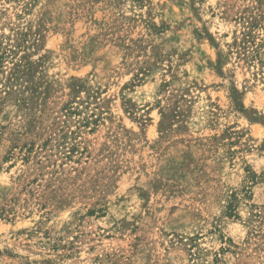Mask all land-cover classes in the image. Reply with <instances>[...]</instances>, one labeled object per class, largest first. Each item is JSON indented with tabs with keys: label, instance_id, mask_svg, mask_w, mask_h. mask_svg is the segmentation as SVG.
Segmentation results:
<instances>
[{
	"label": "rangeland",
	"instance_id": "obj_1",
	"mask_svg": "<svg viewBox=\"0 0 264 264\" xmlns=\"http://www.w3.org/2000/svg\"><path fill=\"white\" fill-rule=\"evenodd\" d=\"M2 53L0 264H264V0H0Z\"/></svg>",
	"mask_w": 264,
	"mask_h": 264
},
{
	"label": "trees",
	"instance_id": "obj_2",
	"mask_svg": "<svg viewBox=\"0 0 264 264\" xmlns=\"http://www.w3.org/2000/svg\"><path fill=\"white\" fill-rule=\"evenodd\" d=\"M256 3H258V0H256ZM250 36V34L249 33H246V34H244L243 35V38H247V37H249ZM246 42V41H245ZM3 58H4V53H2V54H0V64L2 63V61H3ZM22 148H24L25 149V147H21L20 148V150L22 149ZM25 154L23 155V160H28L29 159V154H30V148H28V149H26L25 150ZM9 155H13L12 154V150H10V152H9ZM10 156V157H11ZM28 156V157H27ZM7 158H9V156H7L6 158H4V159H7ZM40 163V162H39ZM228 209V213H229V216H231L232 215V212H233V209H232V207L231 206H229V208H227ZM6 214H7V211H5V210H1V212H0V218H2L3 216H6ZM5 218V217H4Z\"/></svg>",
	"mask_w": 264,
	"mask_h": 264
}]
</instances>
